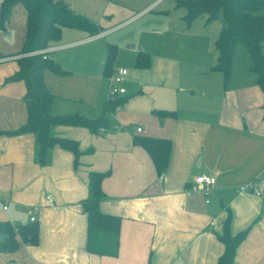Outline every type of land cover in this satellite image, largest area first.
Returning a JSON list of instances; mask_svg holds the SVG:
<instances>
[{
  "label": "crops",
  "instance_id": "0c3cea01",
  "mask_svg": "<svg viewBox=\"0 0 264 264\" xmlns=\"http://www.w3.org/2000/svg\"><path fill=\"white\" fill-rule=\"evenodd\" d=\"M160 1L151 0L123 22L106 26L70 5L94 22L98 33L63 28L61 39L43 50L62 70L43 72L53 94L52 115L102 119L95 129L49 128L52 137L75 141L78 156L54 145L41 164L37 136L15 132L28 119L26 83L10 79L19 70L23 44L17 52H0V196L8 203L6 211L0 208V222L27 224L35 216L38 225V242L18 238L14 251H0V264H217L225 251L218 236L229 216L232 235L246 232L232 264H264V198L236 191L258 182L264 193V93L251 71L252 54L236 46L226 82L221 71L212 69L224 26L199 31L196 19L187 26L186 11L180 12L176 0L155 12L169 18L158 33L172 32L159 47L127 46L133 69L119 60L132 34L117 35V30ZM172 12L178 14L175 24L169 23ZM23 33L24 43L26 26ZM108 44L115 45L116 54L106 70ZM81 46L89 48L74 51ZM140 52L150 55L148 68L135 66ZM119 68L128 70L127 92L112 108L111 80ZM139 137L171 141L162 181L150 154L135 144ZM201 174L217 177L209 202L186 194L187 184ZM91 211L121 219L116 256L88 251Z\"/></svg>",
  "mask_w": 264,
  "mask_h": 264
},
{
  "label": "trees",
  "instance_id": "16d2710c",
  "mask_svg": "<svg viewBox=\"0 0 264 264\" xmlns=\"http://www.w3.org/2000/svg\"><path fill=\"white\" fill-rule=\"evenodd\" d=\"M22 4L27 12L26 33L18 58L19 70L10 79H23L27 86L25 102L28 111L27 122L15 132L17 134L32 132L37 136L39 144V160L43 164L48 148L59 145L78 156V145L75 141L52 137L49 128L52 125H73L95 129L98 121L88 120L80 115L54 116L51 113L53 94L43 80L45 69L61 72L58 64L44 58L43 51L52 42L62 37L63 28L85 30L91 35L98 33L99 28L92 21H86L76 14L62 0H2L0 3V28L5 29L13 6ZM176 5L184 8V20L187 26L201 15H207V21L215 20L222 14L224 28L221 30L215 47L218 53L213 70L224 74L227 82L232 69V61L236 46L241 44L249 49L253 57L251 71L258 75V85L264 93V0H177ZM116 54L115 45H107L105 69L109 70ZM135 66L145 69L150 66V55L140 52ZM122 102H109L115 108ZM161 115L170 114L160 111ZM135 144L142 146L153 159L157 173L164 174L168 168L171 141L169 139L139 137ZM121 219L117 216L91 211L88 213V243L90 253L116 256L119 250V228ZM230 216L224 225L222 235L218 236L225 245V251L217 264H232L239 244L246 232L232 235L229 231ZM18 238L27 244L38 242V225L12 224L0 222V251H14L19 243Z\"/></svg>",
  "mask_w": 264,
  "mask_h": 264
},
{
  "label": "rangeland",
  "instance_id": "374dc122",
  "mask_svg": "<svg viewBox=\"0 0 264 264\" xmlns=\"http://www.w3.org/2000/svg\"><path fill=\"white\" fill-rule=\"evenodd\" d=\"M63 2L72 5L74 9H77L78 12L82 16L88 17L92 21L96 22H103V25H115L120 22H123L125 18L128 16L140 12L143 8L147 7L148 4L151 2V0H139L138 4H136L137 0H62ZM176 0H163L158 2L157 4L151 6L150 10L145 13L144 15H141L135 20L128 22L123 27L119 28L117 31V35H121L124 33H131V41L130 43H125V45H122L121 49L119 50V60L130 62V65H132L134 69V60L132 57L128 55L129 50L127 49L128 45H135L137 47H141L146 44H152L154 46L159 47L164 35L168 32H164V35H162L160 32L161 30H165L164 22L169 19L168 17H165L163 15L156 14V11H159L160 8H167V6H172L175 3ZM134 4L136 7H134ZM131 6V8H130ZM133 6V7H132ZM136 8V9H134ZM183 9V8H182ZM133 10H136L135 12ZM128 11V12H127ZM152 11V12H151ZM175 12V11H174ZM171 15H173V13ZM180 12H184L183 10H180ZM171 21L169 23H177L178 20V14H174ZM9 23L6 25L4 31L0 28V52H17L21 49L23 44V32L24 28L26 26L25 23V11L23 7L18 4L14 8H12V11L10 13L9 17ZM207 15H201L195 20V25H197L198 30H209L214 31L217 28H223L224 21L222 18V14H219V17L215 20L210 21L208 24H206ZM197 23V24H196ZM6 33H10L11 38L6 36ZM187 31L185 32V34ZM110 36L107 39L101 40L98 42L104 43V41H109ZM194 40H191V43L189 46H191V49H194ZM126 46V48H125ZM242 47V46H241ZM243 48L240 49H244ZM89 48V46H81L79 48H75L74 51H81ZM247 51V50H245ZM131 68L128 66V70ZM131 71V70H130Z\"/></svg>",
  "mask_w": 264,
  "mask_h": 264
},
{
  "label": "built area",
  "instance_id": "2783aa9c",
  "mask_svg": "<svg viewBox=\"0 0 264 264\" xmlns=\"http://www.w3.org/2000/svg\"><path fill=\"white\" fill-rule=\"evenodd\" d=\"M44 58H47L44 55ZM128 75V70L125 68L116 69L112 75L111 87H110V101H116L119 97L126 94L127 90L123 86V83ZM141 128H138L137 131L141 132ZM163 175L159 176V180L162 181ZM217 177L215 175L201 174L194 178L193 181L189 182L186 187V194L189 196L193 195H202L205 197L206 202H209V199L215 190L217 185ZM237 193H251L258 197L264 198V193L260 189L258 182H251L246 185H241L236 189ZM0 208L4 211L8 209L7 201L0 196ZM36 220L35 216L30 218L31 222Z\"/></svg>",
  "mask_w": 264,
  "mask_h": 264
}]
</instances>
